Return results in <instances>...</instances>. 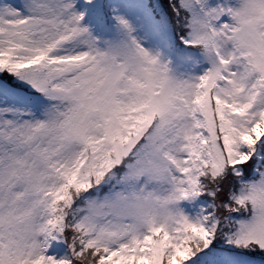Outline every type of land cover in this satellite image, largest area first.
I'll list each match as a JSON object with an SVG mask.
<instances>
[{"label":"snow or ice","instance_id":"6c2138e0","mask_svg":"<svg viewBox=\"0 0 264 264\" xmlns=\"http://www.w3.org/2000/svg\"><path fill=\"white\" fill-rule=\"evenodd\" d=\"M173 10L180 76L73 0L0 3V264H264V0Z\"/></svg>","mask_w":264,"mask_h":264},{"label":"rangeland","instance_id":"374dc122","mask_svg":"<svg viewBox=\"0 0 264 264\" xmlns=\"http://www.w3.org/2000/svg\"><path fill=\"white\" fill-rule=\"evenodd\" d=\"M217 2L218 0H207L212 5ZM73 3L74 11L84 16L82 25L97 38L98 47L101 49H106L109 44L130 43L135 39L152 54L159 55L164 61H170L177 76L195 71L196 61L202 58L200 50L180 47L175 42L170 15L159 0H73ZM105 3H111V6L105 9ZM112 9L117 10L116 15H111ZM120 18L129 22L131 32L122 26ZM187 38L186 27L185 39ZM56 252L53 248L49 254L54 255ZM220 256L222 264H231L229 252L220 251Z\"/></svg>","mask_w":264,"mask_h":264},{"label":"trees","instance_id":"16d2710c","mask_svg":"<svg viewBox=\"0 0 264 264\" xmlns=\"http://www.w3.org/2000/svg\"><path fill=\"white\" fill-rule=\"evenodd\" d=\"M162 2H163V4L165 5V7H166L167 9H170V8H169V5H168V0H162Z\"/></svg>","mask_w":264,"mask_h":264}]
</instances>
